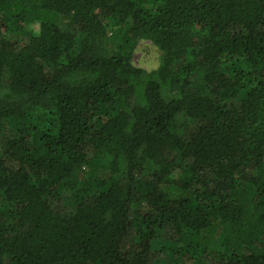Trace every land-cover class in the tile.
I'll list each match as a JSON object with an SVG mask.
<instances>
[{"label": "trees", "instance_id": "16d2710c", "mask_svg": "<svg viewBox=\"0 0 264 264\" xmlns=\"http://www.w3.org/2000/svg\"><path fill=\"white\" fill-rule=\"evenodd\" d=\"M157 238L264 264V0H0V264H161Z\"/></svg>", "mask_w": 264, "mask_h": 264}, {"label": "rangeland", "instance_id": "374dc122", "mask_svg": "<svg viewBox=\"0 0 264 264\" xmlns=\"http://www.w3.org/2000/svg\"><path fill=\"white\" fill-rule=\"evenodd\" d=\"M27 29L31 32L37 33L40 29V22H34L32 24L27 25ZM162 56H163V51L161 50V48H159L157 44H155L150 39L143 38L139 41V43L137 44L134 50L133 63L137 67L146 70H154L160 65ZM161 242L162 239L157 238L154 243V247L155 249L158 250V253L160 255L158 257V262L161 264L169 263V262L171 263V257L168 253H164V254L160 253ZM215 249L218 250V248Z\"/></svg>", "mask_w": 264, "mask_h": 264}]
</instances>
